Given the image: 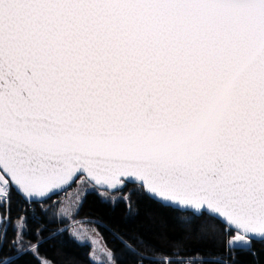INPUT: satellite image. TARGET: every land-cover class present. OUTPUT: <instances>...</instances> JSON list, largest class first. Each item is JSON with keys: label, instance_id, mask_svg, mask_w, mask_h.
Returning a JSON list of instances; mask_svg holds the SVG:
<instances>
[{"label": "water", "instance_id": "95a60500", "mask_svg": "<svg viewBox=\"0 0 264 264\" xmlns=\"http://www.w3.org/2000/svg\"><path fill=\"white\" fill-rule=\"evenodd\" d=\"M80 177L264 241V0H0V180Z\"/></svg>", "mask_w": 264, "mask_h": 264}, {"label": "trees", "instance_id": "16d2710c", "mask_svg": "<svg viewBox=\"0 0 264 264\" xmlns=\"http://www.w3.org/2000/svg\"><path fill=\"white\" fill-rule=\"evenodd\" d=\"M105 193L109 199L94 187L86 192L72 221L93 225L115 264H156L154 259L168 257L264 264V241L227 253L229 237L235 233L205 213L196 216L164 206L138 185L125 184L122 190ZM59 204L58 195L27 203L10 190L2 209L1 264H41L40 258L52 264H95L89 258V245L76 242L69 232L70 222L57 217Z\"/></svg>", "mask_w": 264, "mask_h": 264}, {"label": "rangeland", "instance_id": "374dc122", "mask_svg": "<svg viewBox=\"0 0 264 264\" xmlns=\"http://www.w3.org/2000/svg\"><path fill=\"white\" fill-rule=\"evenodd\" d=\"M93 189L84 178H79L75 186L70 191L58 195L60 204L56 215L59 219L68 220V225L71 237L80 244H87L90 247L89 258L95 264H115L112 253L106 248L98 234L96 228L82 221H72L74 212L77 210L83 196L86 192ZM100 195L109 199V195L99 191ZM19 231L22 229V223H18ZM41 264H52L50 261L40 258Z\"/></svg>", "mask_w": 264, "mask_h": 264}, {"label": "built area", "instance_id": "2783aa9c", "mask_svg": "<svg viewBox=\"0 0 264 264\" xmlns=\"http://www.w3.org/2000/svg\"><path fill=\"white\" fill-rule=\"evenodd\" d=\"M10 190H11V187H10L9 183L8 182L4 183L0 180V247H1V243H2L3 230H4V217L2 214V209L5 207V205L8 201V197L10 195ZM62 193H64V192L59 193V195ZM226 231H229V229L226 228ZM235 236H236V234L231 235L229 237V241L227 244V253H229L230 250L234 249L233 248V241H234ZM250 247H251V245H250ZM246 249H248V248H246ZM154 260H157L156 264H229L227 262V260L222 259V258L211 259V260H209V263H204V261H207V260H202L199 258H181V257L158 258V259H154Z\"/></svg>", "mask_w": 264, "mask_h": 264}, {"label": "bare ground", "instance_id": "6f19581e", "mask_svg": "<svg viewBox=\"0 0 264 264\" xmlns=\"http://www.w3.org/2000/svg\"><path fill=\"white\" fill-rule=\"evenodd\" d=\"M59 195V194H58ZM252 244V243H251Z\"/></svg>", "mask_w": 264, "mask_h": 264}]
</instances>
